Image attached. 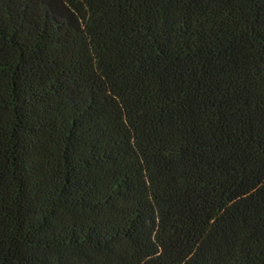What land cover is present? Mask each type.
<instances>
[{
  "label": "trees",
  "instance_id": "obj_1",
  "mask_svg": "<svg viewBox=\"0 0 264 264\" xmlns=\"http://www.w3.org/2000/svg\"><path fill=\"white\" fill-rule=\"evenodd\" d=\"M0 264H264V0H0Z\"/></svg>",
  "mask_w": 264,
  "mask_h": 264
}]
</instances>
